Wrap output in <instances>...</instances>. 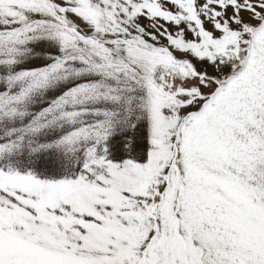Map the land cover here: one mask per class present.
I'll list each match as a JSON object with an SVG mask.
<instances>
[{
  "label": "snow or ice",
  "instance_id": "1",
  "mask_svg": "<svg viewBox=\"0 0 264 264\" xmlns=\"http://www.w3.org/2000/svg\"><path fill=\"white\" fill-rule=\"evenodd\" d=\"M0 264H264V0H0Z\"/></svg>",
  "mask_w": 264,
  "mask_h": 264
}]
</instances>
